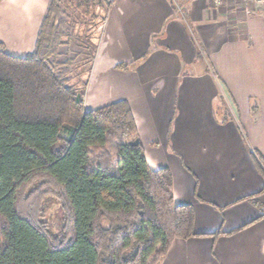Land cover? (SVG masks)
Instances as JSON below:
<instances>
[{"label": "crops", "instance_id": "1", "mask_svg": "<svg viewBox=\"0 0 264 264\" xmlns=\"http://www.w3.org/2000/svg\"><path fill=\"white\" fill-rule=\"evenodd\" d=\"M48 3L0 0L7 53L33 52ZM250 4L114 0L85 87L71 80L86 110L127 101L147 163L193 207L197 234L159 264H264V13Z\"/></svg>", "mask_w": 264, "mask_h": 264}, {"label": "trees", "instance_id": "2", "mask_svg": "<svg viewBox=\"0 0 264 264\" xmlns=\"http://www.w3.org/2000/svg\"><path fill=\"white\" fill-rule=\"evenodd\" d=\"M68 20L49 0L33 52L0 45V264H159L175 238L197 234L193 207L174 203L168 168L147 163L126 100L85 109Z\"/></svg>", "mask_w": 264, "mask_h": 264}, {"label": "rangeland", "instance_id": "3", "mask_svg": "<svg viewBox=\"0 0 264 264\" xmlns=\"http://www.w3.org/2000/svg\"><path fill=\"white\" fill-rule=\"evenodd\" d=\"M113 1L114 0H62V6L66 13L69 14L68 25L71 27L72 32L69 51L72 56L77 53V57L75 58V64L77 65L75 66L74 64L71 74L72 81L78 85V91L79 89L83 90L85 87L91 64L90 61L89 66L87 65L89 63L88 60L91 59V54L100 42L104 20ZM251 4H253L252 1ZM262 12L264 13L263 8ZM80 58L86 60L87 66H79ZM44 207V217L48 222L50 230L53 233H58L62 223V210L59 201L49 196L44 201Z\"/></svg>", "mask_w": 264, "mask_h": 264}, {"label": "built area", "instance_id": "4", "mask_svg": "<svg viewBox=\"0 0 264 264\" xmlns=\"http://www.w3.org/2000/svg\"><path fill=\"white\" fill-rule=\"evenodd\" d=\"M254 4L261 6L264 9V0H250ZM215 5H219L221 3V0H213Z\"/></svg>", "mask_w": 264, "mask_h": 264}]
</instances>
